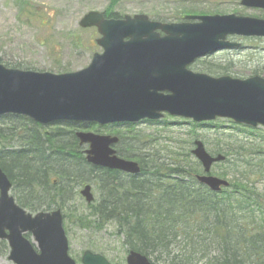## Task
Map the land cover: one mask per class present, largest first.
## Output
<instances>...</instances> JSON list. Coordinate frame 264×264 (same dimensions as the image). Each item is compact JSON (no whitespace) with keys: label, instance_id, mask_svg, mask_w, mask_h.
Listing matches in <instances>:
<instances>
[{"label":"water","instance_id":"obj_1","mask_svg":"<svg viewBox=\"0 0 264 264\" xmlns=\"http://www.w3.org/2000/svg\"><path fill=\"white\" fill-rule=\"evenodd\" d=\"M241 2L264 8L263 0ZM187 19L199 22L162 25L149 24L143 16L115 21L97 12L86 14L79 26L97 28L102 54H94L86 68L62 74L0 64V116H24L41 125L68 121L105 126L158 121L168 114L195 123L220 118L264 128V77H212L187 68L208 53L240 46L226 41L227 36H264V20L235 14ZM76 137L87 146L84 154L90 165L129 175L140 172L136 162L116 154L112 146L118 137L85 131ZM193 144L191 154L203 169L196 180L213 192L227 188L228 181L209 175L212 165L225 157L210 155L199 140ZM10 189L0 169V240L8 244V260L13 264H75L68 255L61 211L28 213L15 203ZM80 195L86 203L93 201L90 185ZM81 262L108 264L90 251L83 253ZM127 264L150 263L131 251Z\"/></svg>","mask_w":264,"mask_h":264},{"label":"trees","instance_id":"obj_2","mask_svg":"<svg viewBox=\"0 0 264 264\" xmlns=\"http://www.w3.org/2000/svg\"><path fill=\"white\" fill-rule=\"evenodd\" d=\"M19 12L33 15L23 5ZM2 123L12 133L0 129V169L25 210L61 209L69 217V203L89 183L95 199L74 216L80 229L111 226L123 248L154 264H264V132L254 129V139L229 138L226 150L213 151L225 156L217 165L227 166L220 176L230 183L214 193L195 180L201 166L191 155L192 140L180 143L170 137L165 140L179 147L160 148L152 134L114 130L120 137L118 155L141 168L140 175L122 178L86 163L75 134L94 129L91 125L63 121L42 126L10 115L0 117ZM7 252L6 242L0 241V256Z\"/></svg>","mask_w":264,"mask_h":264},{"label":"rangeland","instance_id":"obj_3","mask_svg":"<svg viewBox=\"0 0 264 264\" xmlns=\"http://www.w3.org/2000/svg\"><path fill=\"white\" fill-rule=\"evenodd\" d=\"M115 1L114 9L120 15L144 13L149 16L159 14L167 18L175 13L178 3L185 2V0ZM109 2L110 0H0V58L3 59L2 63L12 66L19 65L22 69L52 73L76 71L86 67L92 54L99 51V47L91 46L90 41L98 38L99 35L94 28L81 29L78 23L85 13L91 10L102 11ZM197 2H199L197 10L202 11L204 15L253 14V12L240 8V0H197ZM21 5L31 10L33 15H21L19 12ZM234 41L241 43L242 47L238 50H224L206 57L205 60H200L198 64L200 72L212 76L228 73L231 77L239 79L253 75L264 77V41L240 37L234 38ZM192 69H195L194 66ZM158 122L164 123H139L132 128L129 126L96 127L91 131L97 130L99 133L109 134L111 130L116 129L121 132L134 130L145 135L152 134L160 139L158 144L160 148L179 147L173 141L165 140L170 137L179 140L180 143H189L190 140L193 142L194 139H198L203 142L210 154L216 149L226 150L229 138L241 141L258 137L256 129L238 126L222 119L200 126L193 125L192 121L171 116H165ZM8 126L2 123L0 129L6 133ZM19 130L21 132L22 127ZM258 130L264 132L262 128ZM11 133L12 131L9 130L6 134L11 136ZM224 171H227V166L215 165L211 173L221 177ZM229 177L231 174L228 175ZM92 192L95 195L94 186H92ZM69 206L70 217L63 221V226L67 232L69 254L76 264H80L79 256L84 250L107 252L110 258L119 257L121 259L123 256L121 238L115 236L113 227L107 226L100 231L81 230L75 223L74 216L80 213V208H83L85 203L77 195ZM0 264L12 263L8 261L6 255L0 256Z\"/></svg>","mask_w":264,"mask_h":264},{"label":"flooded vegetation","instance_id":"obj_4","mask_svg":"<svg viewBox=\"0 0 264 264\" xmlns=\"http://www.w3.org/2000/svg\"><path fill=\"white\" fill-rule=\"evenodd\" d=\"M241 1L242 0H240V2H239L240 8H243L244 10H247V12H253V14H251V15H244V16H250V17H254V18L259 19V20H264V8H261V7H258V8L247 7V6L242 5ZM185 2L187 4H185ZM185 2L178 3L177 4L178 7L176 8L175 13L172 14V16L167 18V17H164V16L159 15V14H153V15L151 14L149 16V15L144 14V13H139V14H134V15H126V14L125 15H120L114 9L115 6H116V1L115 0H110L108 6L104 10H102V11H97V10L88 11L87 13H85L80 18V21L86 14H88L90 12H97V13L102 14L103 19H105V20L121 21V20H125L126 17H128L130 19H133L136 16H143V17H145L146 22L149 23V24L170 25V24H180V23H197L198 20H196V19H187V18L188 17L204 16V14H202V11L197 10V4L199 2H197V0H194V1L185 0ZM263 3H264V0H263ZM80 28L81 29L94 28L96 30V32L98 33V30H97V28L95 26L87 27V28H83V27L80 26ZM155 31L158 32L161 36H163L162 32L159 29H156ZM234 38H238V37L231 36V37H229L227 39L230 40V41L236 42V41H234ZM240 38H242V37H240ZM252 39L263 40L264 41V36L253 37ZM125 41H127V39H125ZM90 42H91V46L95 45L96 47H99L98 38H96V39H94V40H92ZM102 52H103V50L101 49V47H99V51L93 53L91 58L93 57L94 54H101ZM202 59L205 60V57L196 60L193 64H191L192 66L190 65L191 67H189V69L194 71V72L199 71V73H203V72H200L201 70L198 67V64L201 62L200 60H202ZM193 66H194L195 69H192ZM221 75H228V73L221 74ZM121 249H122L121 254L123 255L121 259L119 257L118 258H110L109 256H107V252H98V253H99V255H101L106 260V262L108 264H127V257L129 255V253L131 252V250H128V249H125V248H121ZM114 251H118V250H114ZM81 256H82V253H81ZM81 256H79V263H80ZM142 256H144L148 260V262L150 264H154L152 259H150L149 257H147V256H145L143 254H142ZM159 262H160V259H159Z\"/></svg>","mask_w":264,"mask_h":264}]
</instances>
